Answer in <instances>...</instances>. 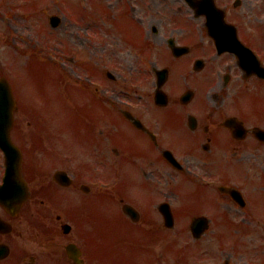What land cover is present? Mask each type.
Instances as JSON below:
<instances>
[{"label": "flooded vegetation", "instance_id": "obj_1", "mask_svg": "<svg viewBox=\"0 0 264 264\" xmlns=\"http://www.w3.org/2000/svg\"><path fill=\"white\" fill-rule=\"evenodd\" d=\"M116 1L115 13L122 20L128 15L127 5L123 0ZM141 2L144 5L139 3L132 7L136 23L147 24L146 29L136 27L135 41H139V47L143 46L145 37L157 42L168 41V57L178 61L176 68L190 69L194 73L199 68L197 61L204 58L199 73L207 71L197 84H205L200 87L180 86L175 96L166 91L171 95L167 108H160L161 115L153 113L152 118H147L135 109L116 105V78H111L108 71L101 70L97 63L92 70L94 81L99 84L108 76L113 82L106 83L109 93L102 102L99 88L92 89L93 107H85L78 113L87 131L83 136L87 143L71 151L60 138L66 132L61 126L55 131L58 136H53L51 130L43 126V114L38 106H23L17 112L15 140L24 151L23 171L28 180L30 199L16 215L0 206V216L9 224L0 231V246L7 247L6 253H0V264H264V251L242 250L240 246L239 250H229L209 240V233L217 228L213 217L235 216L239 221V211L244 212L240 206L264 228V218L249 209L248 200L255 191L264 190V178H255L258 186L251 187L241 178L227 180L211 174V166L217 161L235 165L239 172V142L246 143L249 150L264 143L254 130L247 131L239 125V82L242 81L239 79V51H235L237 46L232 45L236 32L222 25L212 27L207 19H203V27L191 24L190 19L180 26L179 20L188 17L184 16L186 11L181 6L176 19L170 27L167 24L164 31L163 18L151 9L157 8L159 0H150V8L148 0ZM112 17L115 20L114 15ZM235 18L227 16V22L234 26ZM195 29L199 40L203 41L206 58L195 56L191 60L189 58L197 50L193 46L196 43ZM211 34L230 39V44H223V51H220L210 40ZM169 42L179 47L177 57L173 55ZM144 47L146 49V43ZM183 48L191 51L186 54ZM226 58L235 63L223 62ZM209 66L221 68L224 73L218 74L221 69L211 72ZM188 92L192 96L190 99L184 97ZM124 93L121 91L118 98L125 99ZM152 103L155 105V98ZM196 103L198 108H194ZM65 109L66 101L61 99V111ZM103 111L108 113L107 117L102 115ZM131 115L135 119H131ZM229 118H236V123H231ZM25 121H28L27 126ZM136 121H140L143 127L138 128ZM179 133L194 138L182 154L171 149ZM140 135L146 137L149 147L156 149V153L145 151L143 157L138 158L137 153L125 149L127 141H134ZM217 135H224L219 144ZM57 137L58 149L56 145L48 144ZM164 151L170 152L177 163L173 158L172 161L167 159ZM124 164L131 165L133 172L137 171L139 175L144 172L149 185L156 189L151 205H147L148 195L116 191L115 170L122 171ZM84 170L88 171L89 178L83 175ZM2 174L0 166V181ZM99 183L109 185L111 192H101ZM181 184L195 185L205 191L203 200L209 204L211 215L203 207L189 213L180 210L178 186ZM260 193L264 196V192ZM204 216L211 218L208 230L201 224L194 225L197 218ZM246 220L243 217L241 222ZM93 232H96V238L90 236ZM165 232H173V240L163 241ZM194 232H199L198 238ZM179 234L189 240L180 241ZM42 239L49 243L51 253L45 252ZM73 246L81 255H68L69 249L77 251ZM232 260L235 262H228Z\"/></svg>", "mask_w": 264, "mask_h": 264}, {"label": "rangeland", "instance_id": "obj_2", "mask_svg": "<svg viewBox=\"0 0 264 264\" xmlns=\"http://www.w3.org/2000/svg\"><path fill=\"white\" fill-rule=\"evenodd\" d=\"M0 1L3 2V9L1 13V17L3 18V20L0 21V32H4L3 35L6 38H8L7 35L9 34L11 38L8 40H11V43H13L15 47L17 48L32 47L34 48V50H36L34 54H31L29 56V60L26 62L27 64H29V66L18 69V72H16L17 73L16 75H21V74L29 75L33 73L32 71H37L40 77H42L41 75L42 73L45 76V78L42 81L44 83V86H47L49 82L51 84L56 85L57 77L55 74L59 73V70H61V67L59 66L58 67L59 70H57L51 66L53 65L52 63H48L44 61V57L40 51H42L46 56H48V58L52 56L54 62H55V59L57 58V63L60 64L59 61H61L60 60L61 55L57 49L62 45V42H63L62 37L67 38L68 44L70 46H75L78 49H82V51L83 49L91 50V47H90L91 41L86 42L83 40V38H85L86 40H91V38H89V36L86 34V33H91V31L87 32L86 28L93 27V25L76 24V21L71 19V17L74 18V16L70 15L69 9L66 10L64 8V12L66 13L65 14L66 18L64 19L62 25L60 26L59 31L54 30L53 32L50 28L49 29L47 28V30L45 31L38 30L39 24H42V26L44 27L45 26L47 27V24H46L45 17H44V22H45L44 23L42 14L37 13L35 16V23H36L37 31L35 32V27H33L34 31L30 27L31 23L33 26L34 22L31 19L25 20L23 18L25 17L24 14H26L27 11L22 9L23 5H18V2H20V0H0ZM46 1L47 0H36L38 4L36 9L43 8L44 4L45 5L47 4L51 6L49 8L51 12L55 11L56 13H59V7H56L57 5H55L56 1L49 0L47 3ZM165 1H169V0H165ZM98 2H101V1L98 0ZM83 3H84V0H67V4L69 5V7L72 10H74V12L79 14V16L81 17H85L86 15L91 14V12H98L97 8L95 7L93 3L85 2L83 7L80 6V4L82 5ZM67 4L65 3L61 6L65 7L67 6ZM77 4H79V6ZM251 7H252V0H243V3L241 4V8L239 10V16L244 17L246 22L248 21V18H250L251 22L256 21L255 20L256 16L253 10H250ZM19 8L22 9L24 13L20 11ZM84 8L87 11H85ZM117 23H119V25L117 26V29L121 33H123L126 36V38L132 39V40L137 39V35H136L137 26L134 23L130 25L127 16H124L121 22L117 20ZM146 26L147 24L143 25V27L145 28ZM166 28L167 26L164 25V31H166ZM261 41L264 44V36L261 38ZM24 42L26 44H24ZM198 42L200 43L199 39L196 40V43ZM252 46L257 50H261L262 48L256 43H252ZM79 53L80 52L76 53V55ZM149 53L150 52H148V56H149ZM14 56H15V53L13 52L12 49L9 50L8 56L0 55V75L9 74L10 76H12L13 73L11 72L14 69H12V66L10 65L16 62L15 65L17 66L25 62L28 57V52L26 53L25 60L23 61L16 60L17 58L14 59ZM115 56L117 58L116 67L119 65L121 69L125 70V72H131V73L134 72L133 69L129 68L128 63L121 60V58L125 56L122 52L116 51ZM19 57H22V56H19ZM147 66L150 68L152 64L150 62H147ZM39 71L42 73H40ZM70 72H71V69L69 70V73ZM198 82L200 83V80L198 78H196L195 80L192 79L190 82V85L200 87L203 84H205L204 82L202 85H199L197 84ZM27 84L29 85V81H27ZM180 86H182V83L180 82V80L176 79L171 86L172 93H175L178 87ZM133 90L135 91V94L138 93L137 88ZM144 91L145 89L141 93L143 94ZM147 95H149V93ZM245 100H246V108H243V111L246 113L244 114L245 118L248 120L258 119L260 117L261 112L264 110V105H263L264 95L263 94L262 95H251L245 98ZM254 104H256L259 107L258 108L251 107ZM198 107H199L198 103H196L194 108H198ZM173 111H174L173 113L176 112V110H173ZM153 113L155 115L162 114V112L158 110H155ZM102 115L107 117L108 113L106 111H103ZM60 123L65 128H67L68 125L70 124V119L68 117H62L60 119ZM179 132H181V127H179ZM223 136L224 135H222L221 137ZM221 137L217 135L216 142L218 144L219 142H221L219 141ZM79 139H80L79 143H83V144L87 143V140H83L82 136H80ZM193 139H194L193 137H190L183 133H179L177 139L172 142L171 149L177 154H182L188 150L187 146L193 143ZM163 141L165 142L166 140L163 139ZM67 143H72L73 145V142H71L70 138L68 139ZM225 145H227V143ZM149 146H150V143L147 141L146 137L143 135H140L134 141H130V140L127 141L125 145V149L129 152L137 153L138 158H139V157H143L142 155L144 154L145 151L156 153V149H154L153 147L150 148ZM84 167L87 168L88 165L85 164ZM211 170H212L211 174L213 175L218 174L220 176H223L227 180L229 179L239 180V178H241L239 176V172L236 171V168L234 166H230L225 163H221L219 161L212 164ZM115 172H116V188L119 192L127 193V194L141 193V194L148 195L147 205L152 204V200L155 198L154 194H156L155 193L156 191L150 188L149 180L148 178L145 177L144 172H143V175H139L137 171L133 172V167L129 164H124L122 167V171L117 168ZM83 175L89 178V173L87 170H84ZM101 192L110 193L111 191L109 188H107L105 190H102ZM178 192L180 194V210L182 212L189 213L192 211H196L199 207H203L207 211V213L211 215L212 210L209 204L203 200V195L205 192L204 190L198 188L195 185L181 184L178 186ZM248 200H249V209L255 215H259L260 217L264 218V196L261 195L260 191H255L253 195L248 197ZM90 236H94L96 238V232H93V234ZM223 238H224V233L222 235H219L217 240H223ZM227 238L228 240H235L234 234H227Z\"/></svg>", "mask_w": 264, "mask_h": 264}, {"label": "water", "instance_id": "obj_3", "mask_svg": "<svg viewBox=\"0 0 264 264\" xmlns=\"http://www.w3.org/2000/svg\"><path fill=\"white\" fill-rule=\"evenodd\" d=\"M11 110L12 101H10L8 94H5L2 98H0V132H3L5 135H8V130L10 127L9 114L11 113Z\"/></svg>", "mask_w": 264, "mask_h": 264}]
</instances>
